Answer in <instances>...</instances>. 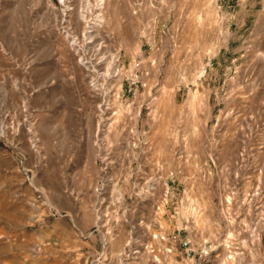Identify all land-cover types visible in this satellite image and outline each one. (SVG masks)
Here are the masks:
<instances>
[{"label": "rangeland", "instance_id": "1", "mask_svg": "<svg viewBox=\"0 0 264 264\" xmlns=\"http://www.w3.org/2000/svg\"><path fill=\"white\" fill-rule=\"evenodd\" d=\"M0 264H264V0H0Z\"/></svg>", "mask_w": 264, "mask_h": 264}, {"label": "bare ground", "instance_id": "2", "mask_svg": "<svg viewBox=\"0 0 264 264\" xmlns=\"http://www.w3.org/2000/svg\"><path fill=\"white\" fill-rule=\"evenodd\" d=\"M100 2H104V0H100ZM101 4H103V3H101ZM101 18V17H100Z\"/></svg>", "mask_w": 264, "mask_h": 264}]
</instances>
